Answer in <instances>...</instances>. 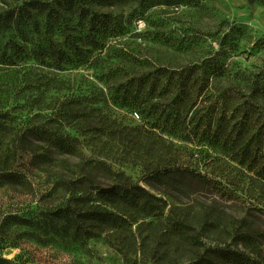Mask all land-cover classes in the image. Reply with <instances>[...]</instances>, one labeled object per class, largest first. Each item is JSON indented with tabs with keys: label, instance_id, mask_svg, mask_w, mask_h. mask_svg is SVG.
<instances>
[{
	"label": "rangeland",
	"instance_id": "rangeland-1",
	"mask_svg": "<svg viewBox=\"0 0 264 264\" xmlns=\"http://www.w3.org/2000/svg\"><path fill=\"white\" fill-rule=\"evenodd\" d=\"M24 1L0 0V12ZM94 8L104 23L92 31L93 43L84 39L78 42L80 53L70 50L61 33L53 30L50 37L63 52L57 56L61 60L58 64L42 57L0 66V114L9 117L6 124L15 130L48 119L60 124L64 133L79 139L83 163L103 160L113 171L159 197L165 203L163 219L172 212L175 218L188 214L195 223L208 211L216 223L211 228L213 233L204 240L206 246L236 247L235 236L244 230L264 234V194L252 171L231 159L218 144L201 142L198 137L187 139L182 129L155 128L142 118L148 111L122 107V97L117 99L127 79L157 68L190 71L192 65L213 57L226 66V75L211 79L206 92L197 97L193 94L184 107L178 108L180 117L196 120L217 98V86H234L238 84L236 72H256L264 65V0H171L154 5L110 0L106 6ZM9 37L10 33L0 31V45ZM152 86H144L146 94ZM155 94L146 108L154 109L151 104L159 101ZM74 100L81 103L79 108H94L90 117L96 114L102 118L107 133L101 137L95 129L76 131L84 125L63 121L76 105ZM166 100L171 104L169 97ZM171 124L168 121L166 126ZM79 162L74 157L55 156L48 171L26 173L32 191L0 188V256L18 264H187L191 256L188 248L178 249L175 259L172 255L166 258L165 249L172 242L163 236L164 227L155 218L145 220L152 222L149 226L133 228L137 249L123 247L122 253L104 235L79 243L54 236L42 223L30 227L5 220L8 215H18L39 221L46 212L63 204L62 193L53 187V173L74 178L79 174ZM173 162L220 180L237 201L180 191L146 178L157 164ZM95 185L111 188L112 180L98 175ZM258 197L260 201H254ZM250 203L263 214L246 210ZM259 250L264 251V243Z\"/></svg>",
	"mask_w": 264,
	"mask_h": 264
},
{
	"label": "trees",
	"instance_id": "trees-1",
	"mask_svg": "<svg viewBox=\"0 0 264 264\" xmlns=\"http://www.w3.org/2000/svg\"><path fill=\"white\" fill-rule=\"evenodd\" d=\"M109 1L27 0L4 9L0 12V31L10 33V37L0 45V66H12L18 60H39L42 57L58 64L61 60L57 56L63 52L50 37L53 30L61 33L70 50L80 53L78 42L84 39L86 43H93L92 31L96 25L103 26L104 23L94 6H106ZM136 1L154 5L168 4L171 0ZM226 71V66L213 57L192 65L190 71L185 68L178 71L157 68L123 82L120 87L122 94L117 99L122 97V107L140 113L148 111L147 116L142 114V118L155 128L162 131L165 128L172 131L182 129L187 139L198 137L201 142L218 144L228 155L230 153L231 159L253 172L259 181L258 189L264 194V65L256 72H236L234 78L238 84L234 86H217V98L196 120L180 117L178 108L184 107L193 94L197 97L206 92L211 79L225 76ZM151 84L152 89L146 94L144 86ZM153 92L159 101L151 104L154 109L146 108ZM74 101L76 105L69 110L67 118H62L63 121L70 122L69 119L74 124L84 125L85 128L79 126L76 131L95 129L101 137L107 133L103 130L105 121L102 118L96 114L90 117L94 108L87 105L79 108L81 103ZM8 120L7 114H0V188L32 191L27 172L48 171L55 156H69L80 161L77 165L79 174L74 178L60 172L53 173V187L62 193L63 204L46 212L39 221L8 215L5 220L10 223L30 227L42 223L54 236L79 243L104 235L107 242L122 253L123 247L137 249V234L133 228L136 225V228L149 226L152 222L145 220L155 218L164 227L163 236L172 242L165 249L166 258L172 255L175 259L178 249L184 247L191 253L187 264H264V251L259 250L264 243V234L260 236L244 230L235 236L238 241L236 247L206 246L204 240L213 233L211 228L216 223L208 211L196 218L195 223L189 220L188 214L187 217L179 214V218H175L169 212L163 219L162 204L165 203L159 197L132 183L123 173L113 171L103 160L83 163L79 139L64 133L60 124L48 119L15 130L6 124ZM168 121L172 123L170 126H166ZM98 175L112 180L109 191L100 192L101 187L95 185ZM146 178L166 187H178L182 189L180 191L204 192L223 201H237V196L220 180L175 162L157 164L147 172ZM260 199L258 197L254 201L259 202ZM244 208L263 214L251 203ZM166 258H162L163 261ZM0 264L18 263L0 256Z\"/></svg>",
	"mask_w": 264,
	"mask_h": 264
},
{
	"label": "water",
	"instance_id": "water-1",
	"mask_svg": "<svg viewBox=\"0 0 264 264\" xmlns=\"http://www.w3.org/2000/svg\"><path fill=\"white\" fill-rule=\"evenodd\" d=\"M110 190V188H101L100 189V192H107V191H109Z\"/></svg>",
	"mask_w": 264,
	"mask_h": 264
}]
</instances>
